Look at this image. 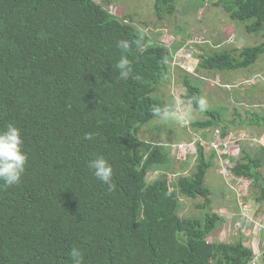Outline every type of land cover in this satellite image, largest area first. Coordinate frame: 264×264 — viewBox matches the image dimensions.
<instances>
[{"label": "trees", "instance_id": "trees-1", "mask_svg": "<svg viewBox=\"0 0 264 264\" xmlns=\"http://www.w3.org/2000/svg\"><path fill=\"white\" fill-rule=\"evenodd\" d=\"M112 1L0 0V129L13 123L21 130L28 158L18 185L0 181V264H71L72 248L81 250L83 264H251L255 255L241 236L207 240L224 222L211 211L204 184L214 154L197 146L190 173L147 180L152 167L170 162L165 145L144 151L138 134L159 119L154 105L166 108L156 93L170 81L172 55L133 20L110 14L103 4ZM213 6L247 33L264 29V0ZM153 7L162 20L176 0H154ZM120 40L130 43L127 53ZM122 54L139 79H120ZM263 54L264 43L215 50L199 56L196 71L247 69ZM193 80L188 73L180 78L182 99L207 120L192 127H219L226 137L221 114L199 110L193 98L201 89ZM245 152L232 175L251 181L255 201L264 203L262 162ZM97 155L112 167V190L88 167ZM179 197L203 200L201 217L179 216Z\"/></svg>", "mask_w": 264, "mask_h": 264}, {"label": "rangeland", "instance_id": "rangeland-1", "mask_svg": "<svg viewBox=\"0 0 264 264\" xmlns=\"http://www.w3.org/2000/svg\"><path fill=\"white\" fill-rule=\"evenodd\" d=\"M93 1L103 2V0ZM215 1L176 0L174 13L162 20L154 15V0H115L109 5L103 4L110 14L118 19L133 20V26L139 31H146L152 42L164 45L170 50L172 58L169 59V63L173 68L171 78L156 95L165 101V109L191 111L190 121L186 125L171 119L159 118L140 129L138 137L147 144L142 148L144 151L149 150L148 144L165 145L170 158L168 164L150 169L148 181L161 176L174 180L180 174L190 173L194 169L199 147L207 157L215 153L208 143L220 137V128L192 127V124L205 121L207 118L199 115L189 101L182 99L185 89L180 78L184 73L190 74L194 79L193 84L201 89L200 98L207 100V109L216 110L221 114L224 120L222 126H227L226 123H229L226 138L237 139L240 142L241 151L238 160L244 148L245 153L251 158L260 159L264 178V127L252 122L253 119H259L264 125V54L247 69L234 72L196 71L198 58L201 55H209L215 50L233 48L240 50L243 47L264 43V29L247 33L244 25L231 21L221 8L213 6ZM238 119L241 124L237 122ZM181 144L187 146L183 159L179 158L178 151L174 149ZM236 163L233 165L235 166ZM234 166L228 172L232 173ZM223 169L224 166L219 164L214 154L204 184L211 191V211L218 213L224 222L221 228L215 230L207 240L231 243L237 238L234 234V224L239 209L237 194L229 188V179L225 174L219 173ZM242 182L241 188L236 189L243 195L250 216L253 215L254 221H259L264 215V203L255 201L256 195L251 181L242 180ZM179 203V216L201 217L202 212L197 206L201 205L203 200L179 197ZM241 234L243 245L252 249L255 255L251 264H264V231L258 233L255 225L250 224Z\"/></svg>", "mask_w": 264, "mask_h": 264}, {"label": "clouds", "instance_id": "clouds-1", "mask_svg": "<svg viewBox=\"0 0 264 264\" xmlns=\"http://www.w3.org/2000/svg\"><path fill=\"white\" fill-rule=\"evenodd\" d=\"M137 46L141 45L140 40L135 41ZM117 47L122 52L127 53L130 48V43L127 40H120L117 42ZM116 69L119 72V77L122 80L129 78L139 79L138 75L133 74L131 61L126 55H121L119 61L116 63ZM199 107L200 111L207 110V100L204 98H193ZM154 116L163 120H174L182 125L189 123L191 118V111L169 110L162 109L160 106L154 105L151 109ZM86 140H92L93 134L86 133L84 136ZM23 139L21 130L13 123H8L3 129H0V181L6 186L18 185L21 177L25 172V165L27 163V155L22 150ZM89 169L92 170L93 175L108 186L112 190L115 185L112 182L113 170L107 159L102 155H97L88 162ZM242 234L238 232L235 236L239 237ZM71 264H83V256L79 248H72L70 252Z\"/></svg>", "mask_w": 264, "mask_h": 264}, {"label": "built area", "instance_id": "built-area-1", "mask_svg": "<svg viewBox=\"0 0 264 264\" xmlns=\"http://www.w3.org/2000/svg\"><path fill=\"white\" fill-rule=\"evenodd\" d=\"M226 137H216L208 143V146H210L215 152L213 153L217 157L219 164L224 166V169L219 173L225 174L227 176L230 182L229 188H231V190L237 194V205L239 212L237 221L234 224V234H237L238 232L244 233L250 224H254L256 231L258 233H262L264 231V215H262L259 221L253 220V215L250 216L248 211L249 207L243 200V195L239 193L240 190L237 191L236 189L241 188L243 179L236 178L231 172H228V170H231V168L234 166L233 164H235L238 160V155H240L241 151V147H239L240 142L237 139ZM174 149L178 151L179 158L183 159L187 149L186 144L178 145L174 147ZM233 182H235V185H233Z\"/></svg>", "mask_w": 264, "mask_h": 264}, {"label": "crops", "instance_id": "crops-1", "mask_svg": "<svg viewBox=\"0 0 264 264\" xmlns=\"http://www.w3.org/2000/svg\"><path fill=\"white\" fill-rule=\"evenodd\" d=\"M228 135V134H227ZM220 137H222V136H220Z\"/></svg>", "mask_w": 264, "mask_h": 264}]
</instances>
